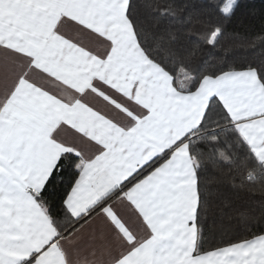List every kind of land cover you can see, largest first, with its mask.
<instances>
[{
    "label": "snow or ice",
    "instance_id": "snow-or-ice-1",
    "mask_svg": "<svg viewBox=\"0 0 264 264\" xmlns=\"http://www.w3.org/2000/svg\"><path fill=\"white\" fill-rule=\"evenodd\" d=\"M244 6L0 0V264H264V17L235 30ZM49 67L130 100L128 122L68 123Z\"/></svg>",
    "mask_w": 264,
    "mask_h": 264
},
{
    "label": "crops",
    "instance_id": "crops-1",
    "mask_svg": "<svg viewBox=\"0 0 264 264\" xmlns=\"http://www.w3.org/2000/svg\"><path fill=\"white\" fill-rule=\"evenodd\" d=\"M61 31L72 39H76L75 33L78 29L62 28ZM89 43L86 44L96 56L103 57L105 55L107 44H101L95 37L90 38ZM87 55V54H85ZM95 59V57L93 58ZM99 65V62H97ZM43 67V66H42ZM35 83L39 85L40 89H44V95L52 93L60 98V101L64 103L60 104L58 113L61 117H67L68 123H73L79 116H87L90 119L96 121H104V117H110L121 124H126L128 121L125 116L122 115L128 108L133 107L130 100L124 99L123 96L113 93L110 90L105 94L106 88H93L91 92L84 91L91 87V83H85L80 80L65 79L63 83L60 82V73L55 68L49 67L40 71L35 77ZM113 87L119 88L120 92L124 93V96L131 97V86L125 84L123 81H119ZM71 88H76L77 91H71ZM83 93V94H81ZM137 101H140L139 95L136 97ZM71 105V107L69 106ZM95 109V111H93ZM131 115V113H129ZM105 123H108L105 121ZM58 139L64 142V144H71L72 140L69 136L61 134ZM59 149L60 146L56 145ZM69 149L65 148L64 151Z\"/></svg>",
    "mask_w": 264,
    "mask_h": 264
},
{
    "label": "trees",
    "instance_id": "trees-1",
    "mask_svg": "<svg viewBox=\"0 0 264 264\" xmlns=\"http://www.w3.org/2000/svg\"><path fill=\"white\" fill-rule=\"evenodd\" d=\"M244 19V25H234V29L237 31H243L246 27L248 30H257L261 27V18L264 17V3L260 0H245V6L241 10ZM203 39V37H198ZM225 46H229L231 41L225 39L222 42Z\"/></svg>",
    "mask_w": 264,
    "mask_h": 264
}]
</instances>
